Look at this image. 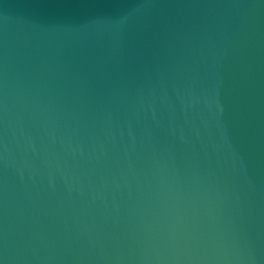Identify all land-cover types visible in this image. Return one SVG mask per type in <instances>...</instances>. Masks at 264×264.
<instances>
[{"label": "water", "instance_id": "1", "mask_svg": "<svg viewBox=\"0 0 264 264\" xmlns=\"http://www.w3.org/2000/svg\"><path fill=\"white\" fill-rule=\"evenodd\" d=\"M0 264H264V0H0Z\"/></svg>", "mask_w": 264, "mask_h": 264}]
</instances>
